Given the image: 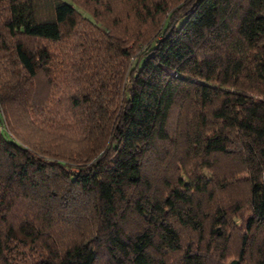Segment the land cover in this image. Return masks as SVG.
Listing matches in <instances>:
<instances>
[{
	"label": "trees",
	"instance_id": "obj_1",
	"mask_svg": "<svg viewBox=\"0 0 264 264\" xmlns=\"http://www.w3.org/2000/svg\"><path fill=\"white\" fill-rule=\"evenodd\" d=\"M264 0H0V264H264Z\"/></svg>",
	"mask_w": 264,
	"mask_h": 264
},
{
	"label": "rangeland",
	"instance_id": "obj_2",
	"mask_svg": "<svg viewBox=\"0 0 264 264\" xmlns=\"http://www.w3.org/2000/svg\"><path fill=\"white\" fill-rule=\"evenodd\" d=\"M261 178L264 179V170H263V172L261 174Z\"/></svg>",
	"mask_w": 264,
	"mask_h": 264
}]
</instances>
